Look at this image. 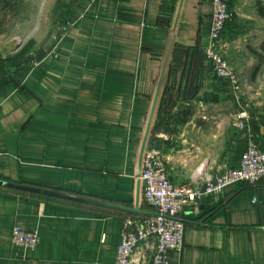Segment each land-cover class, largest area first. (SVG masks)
Instances as JSON below:
<instances>
[{"label":"crops","instance_id":"crops-1","mask_svg":"<svg viewBox=\"0 0 264 264\" xmlns=\"http://www.w3.org/2000/svg\"><path fill=\"white\" fill-rule=\"evenodd\" d=\"M19 1L0 15L29 25ZM31 1L37 28H0V180L155 212L139 181L154 103L146 149H162L173 183L239 167L250 138L264 148V0H230L225 54L240 90L203 55L214 0H65L58 28H39ZM41 34L52 36L42 58L11 60L14 37ZM133 215L147 214L0 185V264H115ZM182 218L181 264H264V181L234 183ZM16 226L39 232L34 249L14 243Z\"/></svg>","mask_w":264,"mask_h":264},{"label":"built area","instance_id":"built-area-1","mask_svg":"<svg viewBox=\"0 0 264 264\" xmlns=\"http://www.w3.org/2000/svg\"><path fill=\"white\" fill-rule=\"evenodd\" d=\"M229 4L230 0H214L211 34L203 55L215 76L230 78L235 89L240 90L239 76L225 54V29L234 18ZM202 117L208 120L206 114ZM249 119V110L242 109L235 114L234 125L243 130ZM141 181L143 196L156 215L125 220L115 264H181L175 254H181L185 243L186 224L182 215L204 197L223 193L234 183L256 185L264 181V148L250 138L239 167L226 168L203 185H191L173 183L164 152L151 146L144 152ZM13 241L26 249H34L39 242V232L16 226Z\"/></svg>","mask_w":264,"mask_h":264},{"label":"rangeland","instance_id":"rangeland-1","mask_svg":"<svg viewBox=\"0 0 264 264\" xmlns=\"http://www.w3.org/2000/svg\"><path fill=\"white\" fill-rule=\"evenodd\" d=\"M12 2L14 4H12ZM19 0L14 2L13 0H0V10H3L2 7H6V6H16L18 5L19 7ZM64 2L65 0H39V11H37L38 13V18H39V28H58L59 25H61L62 23V18L64 15ZM35 3L36 1L32 2L31 0H23V7L28 8V15L27 18L29 20V25L26 23L27 19H24L23 21L20 20L18 17L15 18L14 17V13L9 12V9L6 10V13L8 12L9 14H4V16L0 15V28H14V26L16 25V28H37L36 24H34L35 26H31V8H34V17H36L35 15ZM27 4V5H26ZM21 5V4H20ZM34 6V7H33ZM18 9V8H17ZM7 15V17H6ZM10 16V17H8ZM12 26V27H11ZM2 32V31H1ZM30 36V34H29ZM44 34H41V38L40 40L36 43V45H32L31 47H29L28 51L21 57V59L19 60L20 63L29 61V60H33L39 50H42L43 48H47L50 41L52 40V36H46ZM45 37V38H44ZM30 38V37H29ZM29 38H27V36H16L13 39V46L15 47L14 52L12 53L11 56H15L16 54H18L19 52L23 51V49L28 45ZM44 38V39H43ZM48 44V45H47ZM31 58V59H28ZM234 126V125H233ZM235 127V126H234Z\"/></svg>","mask_w":264,"mask_h":264},{"label":"water","instance_id":"water-1","mask_svg":"<svg viewBox=\"0 0 264 264\" xmlns=\"http://www.w3.org/2000/svg\"><path fill=\"white\" fill-rule=\"evenodd\" d=\"M171 44H172V42H171ZM155 106H156V103H154V108H153V111L151 114V118L149 120V124L147 127V131H146L145 138H144L143 144H142V149H141V160H140L141 162H140V173H139V178H140L139 181L140 182H141V173H142V168H143V157H144V152L146 150L147 143L149 140V135L151 132V124H152L153 116L155 113ZM0 185L8 187V188L17 189V190H23V191L35 192V193H43V194L51 195V196H55V197H60V198H65V199H70V200H75V201H81V202L100 205V206H104V207H108V208L124 210V211L131 212V213L156 215V212L141 209L139 207V204H137L135 207H125V206H122L119 204H114V203L105 202V201H99V200H95V199H91V198H87V197H80V196H77L74 194H67V193L56 192V191H52V190H45V189H41V188H37V187L25 185V184L8 182V181H4V180H0Z\"/></svg>","mask_w":264,"mask_h":264},{"label":"trees","instance_id":"trees-1","mask_svg":"<svg viewBox=\"0 0 264 264\" xmlns=\"http://www.w3.org/2000/svg\"><path fill=\"white\" fill-rule=\"evenodd\" d=\"M33 45L32 41H29L28 45L23 49V51L19 52L18 54H16L15 56H13L11 58L12 61H19L21 59V57L28 51L29 47H31ZM46 51L45 50H38L37 55L35 58L40 59L45 55ZM31 59V58H28ZM143 217L146 215H133L132 217Z\"/></svg>","mask_w":264,"mask_h":264}]
</instances>
